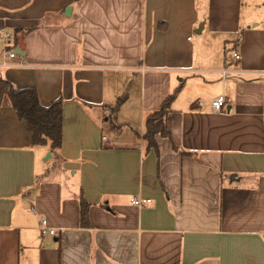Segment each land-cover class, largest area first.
<instances>
[{"label": "crops", "instance_id": "1", "mask_svg": "<svg viewBox=\"0 0 264 264\" xmlns=\"http://www.w3.org/2000/svg\"><path fill=\"white\" fill-rule=\"evenodd\" d=\"M3 32L0 78L63 107L57 151L0 108V264H264V0H0Z\"/></svg>", "mask_w": 264, "mask_h": 264}, {"label": "trees", "instance_id": "2", "mask_svg": "<svg viewBox=\"0 0 264 264\" xmlns=\"http://www.w3.org/2000/svg\"><path fill=\"white\" fill-rule=\"evenodd\" d=\"M32 29L18 30L23 35L30 33ZM180 92L177 88L167 96L158 110L149 114L144 121L143 140L146 142V151L154 150L158 159L159 151L155 142V136H161L171 140L166 127V119L171 112V106ZM6 102V104H4ZM116 103V108L120 104ZM9 105L16 113L17 118L26 125L30 134L31 146H45L49 144L52 151L60 149L62 140V107L63 99L57 98L48 106L39 103L37 92L34 88L17 89L7 80L0 78V108ZM172 148L177 150L173 145ZM183 155L187 153H182ZM80 222L81 226H88L89 204L80 197Z\"/></svg>", "mask_w": 264, "mask_h": 264}, {"label": "built area", "instance_id": "3", "mask_svg": "<svg viewBox=\"0 0 264 264\" xmlns=\"http://www.w3.org/2000/svg\"><path fill=\"white\" fill-rule=\"evenodd\" d=\"M0 43L2 44V53L0 54V70L3 69H11V68H17V67H23L24 62L15 51L11 50V44H10V35L6 32H3L0 35ZM235 60L239 59V56L237 54L233 55ZM17 59L16 62L14 60ZM204 101L199 102L200 106L204 105ZM210 113L212 114H221L223 113L224 107H225V97L224 95H218L214 98H212L208 102ZM149 202V200H140L138 198H134L131 200V204L140 207L142 203ZM31 212L34 213V209L31 208ZM38 230L41 235H50L54 236L57 234L56 229L49 227L46 220H40L38 222Z\"/></svg>", "mask_w": 264, "mask_h": 264}, {"label": "rangeland", "instance_id": "4", "mask_svg": "<svg viewBox=\"0 0 264 264\" xmlns=\"http://www.w3.org/2000/svg\"><path fill=\"white\" fill-rule=\"evenodd\" d=\"M1 53H2V46L0 47V54ZM4 104H6V102ZM115 107H116V105H115ZM102 127L106 131L107 129H110V124L108 122L107 123L106 122L105 123L102 122Z\"/></svg>", "mask_w": 264, "mask_h": 264}, {"label": "water", "instance_id": "5", "mask_svg": "<svg viewBox=\"0 0 264 264\" xmlns=\"http://www.w3.org/2000/svg\"><path fill=\"white\" fill-rule=\"evenodd\" d=\"M69 11H70V9H69V7H67L66 12H65L66 15H69ZM15 53H17L19 56L24 55V53L20 49H16ZM47 156L49 157L50 155H47Z\"/></svg>", "mask_w": 264, "mask_h": 264}]
</instances>
